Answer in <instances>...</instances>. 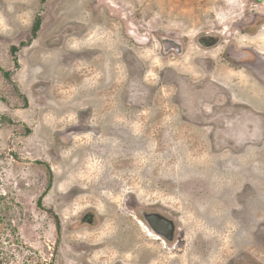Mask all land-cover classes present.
<instances>
[{
    "label": "rangeland",
    "instance_id": "rangeland-1",
    "mask_svg": "<svg viewBox=\"0 0 264 264\" xmlns=\"http://www.w3.org/2000/svg\"><path fill=\"white\" fill-rule=\"evenodd\" d=\"M263 27L264 0H0V264H264Z\"/></svg>",
    "mask_w": 264,
    "mask_h": 264
},
{
    "label": "water",
    "instance_id": "water-1",
    "mask_svg": "<svg viewBox=\"0 0 264 264\" xmlns=\"http://www.w3.org/2000/svg\"><path fill=\"white\" fill-rule=\"evenodd\" d=\"M164 47L165 49L168 47L172 48L176 52L180 50L178 43L172 44L170 42H165ZM141 216L145 225L149 227L154 235L165 239L167 242L173 240L175 231V224L173 221H170L159 213H141Z\"/></svg>",
    "mask_w": 264,
    "mask_h": 264
},
{
    "label": "flooded vegetation",
    "instance_id": "flooded-vegetation-1",
    "mask_svg": "<svg viewBox=\"0 0 264 264\" xmlns=\"http://www.w3.org/2000/svg\"><path fill=\"white\" fill-rule=\"evenodd\" d=\"M237 23H234V22H231L229 25L230 26H228V30H230V29H232L235 25H236ZM230 27V28H229ZM263 32H264V27L262 28V29H260V31L257 33V35H255V36H253V37H260L261 35H263ZM201 41H206V39L205 40H201ZM172 43V44H174L175 42H171V41H168V40H165L163 43ZM210 42H213V40L212 39H210ZM244 42H247V40L246 39H244L243 38V44H245ZM250 42V41H249ZM209 43V42H208ZM207 43V44H208ZM247 44H249V43H247ZM263 44V43H262ZM262 44L259 46V48H252V47H248L251 51H252V53L253 54H255L256 56H257V58L255 59V60H257V61H260L261 62V59L262 60H264V55H261V54H264V47L262 46ZM166 49H171V48H166ZM255 49V50H254ZM258 49V50H257ZM260 51V52H259ZM228 56H231L232 58H234V57H236L237 56V53L233 50V49H229V51H228ZM144 213H149V212H144ZM158 241H161V240H158ZM162 243H163V241H162Z\"/></svg>",
    "mask_w": 264,
    "mask_h": 264
},
{
    "label": "bare ground",
    "instance_id": "bare-ground-1",
    "mask_svg": "<svg viewBox=\"0 0 264 264\" xmlns=\"http://www.w3.org/2000/svg\"><path fill=\"white\" fill-rule=\"evenodd\" d=\"M225 21H226V20H225ZM222 25H223V24H222ZM224 25H225V24H224ZM229 26H230V25H229ZM226 27H227V26H226ZM229 28H230V27H229ZM224 29H225V28H224ZM240 39L242 40V38H240ZM249 46H250V45H249ZM249 46H248V47H249ZM251 46H252V45H251ZM254 50H255V49H254ZM259 52H260V51H259ZM263 55H264V54H263ZM249 69H250V68H249ZM242 72H243V71H242ZM242 72H241V73H242ZM250 76H251V75H250ZM247 78H248V77H247ZM250 78H251V77H250ZM246 80H247V79H246ZM255 80H256V79H255ZM263 81H264V80H263ZM253 82H254V81H253ZM257 82H258V81H257ZM261 83H262V82H261ZM252 86H254V85H252ZM257 86H258V85H257ZM254 87H255V86H254ZM262 87H263V86H262ZM252 88H253V87H252ZM263 88H264V87H263ZM249 89H250V88H249ZM258 89H259V88H258ZM239 90H240V89H239ZM256 90H257V89H256ZM241 91H242V90H241ZM245 93H246V92H245ZM262 94H263V93H262ZM247 95H248V94H247ZM257 95H258V94H257ZM257 95H256V96H257ZM249 98H250V97H249ZM256 98H257V97H256ZM250 99H251V98H250ZM251 100H252V99H251ZM254 101H255V100H254ZM259 106H261V105H259ZM259 108H260V107H259ZM255 110H256V109H255ZM257 111H258V110H257ZM139 225H140L142 228L144 227V226H143L142 224H140V223H139ZM143 229H145V228H143ZM145 230H146V229H145ZM147 235L150 236L151 238H152V237H155V240H160V239H159L158 237H156V236H151L150 234H147Z\"/></svg>",
    "mask_w": 264,
    "mask_h": 264
},
{
    "label": "trees",
    "instance_id": "trees-1",
    "mask_svg": "<svg viewBox=\"0 0 264 264\" xmlns=\"http://www.w3.org/2000/svg\"><path fill=\"white\" fill-rule=\"evenodd\" d=\"M33 28H32V34L34 35H36V33L38 32V30L40 29V21L38 20L36 23H35V25L34 26H32Z\"/></svg>",
    "mask_w": 264,
    "mask_h": 264
}]
</instances>
